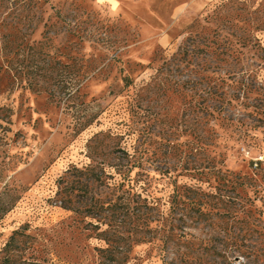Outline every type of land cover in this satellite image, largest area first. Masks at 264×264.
I'll return each instance as SVG.
<instances>
[{"label": "rangeland", "instance_id": "374dc122", "mask_svg": "<svg viewBox=\"0 0 264 264\" xmlns=\"http://www.w3.org/2000/svg\"><path fill=\"white\" fill-rule=\"evenodd\" d=\"M2 31L44 40L56 48L51 62L90 72L75 92L49 79L34 91L0 69V264H101L102 242L82 211L111 190L92 184L78 212L55 196L65 171L86 164L120 165L131 183L122 190L160 208L176 187L219 186L251 210L255 231L214 232V249L188 264H219L225 250L228 264H264V0L0 1ZM211 165L221 180L204 175ZM185 226L199 238L213 232ZM152 235L132 246L128 264H182L181 246Z\"/></svg>", "mask_w": 264, "mask_h": 264}, {"label": "trees", "instance_id": "16d2710c", "mask_svg": "<svg viewBox=\"0 0 264 264\" xmlns=\"http://www.w3.org/2000/svg\"><path fill=\"white\" fill-rule=\"evenodd\" d=\"M0 1L10 2L11 0ZM0 41L3 58L0 69L9 76L11 85L40 91L38 81L49 79L54 82L53 85L59 86V89L75 92L90 72V70L88 72L81 70V65L75 64L73 67L70 63H62L59 60L51 62L49 56L53 53L52 49L56 50V48L44 40L31 43L19 37L16 32L2 31ZM72 61L76 62L74 59ZM122 152L130 160L132 155L126 150ZM250 164L252 167L257 165V162ZM112 167L114 171L107 172L104 168L91 164L81 167L73 165L58 179L55 190L60 206L74 212L79 211L78 206L74 205L75 201L79 203L85 201L92 184L111 190L110 194L113 198H105V200L97 198L92 202H85L84 211H82L93 219L90 224L91 229L95 231V238L102 242V245L97 247L101 264H128L132 246L137 242L145 241L143 234L152 231L155 233L152 235L153 238L163 236L161 239L163 244H166L169 239L173 244L181 246L182 250L179 249L177 254L182 264H188L190 256L195 252L204 249L208 252L209 249H214V242L217 239L221 240L216 236L218 233H225L226 238L233 236L231 232L237 224H241L239 227L245 231H255L251 229V221L248 220V217L252 216L251 210L243 206L236 207L233 197L222 193L219 186H214L213 189L211 186L207 190L197 183L184 185L181 189L176 187L171 196V207L160 208L155 202L149 203L146 198H141L136 193L130 194L127 190H122L123 185L131 186V183L120 165ZM205 167L203 173L206 177L213 175L215 181L217 178L222 179L219 168L212 165ZM194 171L199 170L194 169ZM235 178L244 179L248 187L253 186L251 178L247 176L236 175ZM234 183L237 184L238 181ZM244 193L246 194L245 203L254 207L251 195L248 192ZM79 195L83 197L81 200L77 199ZM254 197H257L256 194ZM187 219L196 223H207L213 232L206 234L205 238L186 232ZM153 221L158 222V225L151 229L149 226ZM18 233L15 230L11 234L6 243V249ZM245 251L241 252L244 256L251 253V250ZM220 253L219 264H228L227 250Z\"/></svg>", "mask_w": 264, "mask_h": 264}]
</instances>
